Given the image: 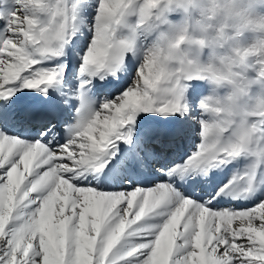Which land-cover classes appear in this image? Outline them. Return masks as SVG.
I'll return each mask as SVG.
<instances>
[{
	"label": "snow or ice",
	"instance_id": "obj_1",
	"mask_svg": "<svg viewBox=\"0 0 264 264\" xmlns=\"http://www.w3.org/2000/svg\"><path fill=\"white\" fill-rule=\"evenodd\" d=\"M161 4L0 0V264H264V109L160 67Z\"/></svg>",
	"mask_w": 264,
	"mask_h": 264
},
{
	"label": "clouds",
	"instance_id": "obj_2",
	"mask_svg": "<svg viewBox=\"0 0 264 264\" xmlns=\"http://www.w3.org/2000/svg\"><path fill=\"white\" fill-rule=\"evenodd\" d=\"M161 7L169 23L153 51L163 70L203 78L202 103L213 116L229 103L264 109V0H162Z\"/></svg>",
	"mask_w": 264,
	"mask_h": 264
}]
</instances>
